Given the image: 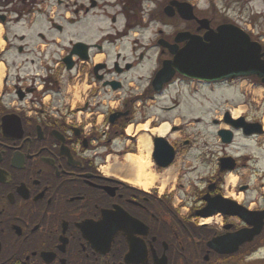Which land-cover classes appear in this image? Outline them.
I'll use <instances>...</instances> for the list:
<instances>
[{
    "label": "flooded vegetation",
    "instance_id": "af4514ba",
    "mask_svg": "<svg viewBox=\"0 0 264 264\" xmlns=\"http://www.w3.org/2000/svg\"><path fill=\"white\" fill-rule=\"evenodd\" d=\"M187 4L223 22L195 0H0V95H88L67 117L0 100V264H264V114L221 101L233 81L155 83L206 32ZM144 135L152 187L101 170Z\"/></svg>",
    "mask_w": 264,
    "mask_h": 264
},
{
    "label": "water",
    "instance_id": "95a60500",
    "mask_svg": "<svg viewBox=\"0 0 264 264\" xmlns=\"http://www.w3.org/2000/svg\"><path fill=\"white\" fill-rule=\"evenodd\" d=\"M184 40L189 41L182 50L171 48L176 56L163 69V73H168L167 78L179 70L197 79L222 80L257 75L264 82L263 47L238 26L224 24L217 31H208L204 37L181 34L177 38V42ZM129 221L132 225L137 224ZM261 228L262 223L255 226L250 236L259 233Z\"/></svg>",
    "mask_w": 264,
    "mask_h": 264
},
{
    "label": "rangeland",
    "instance_id": "374dc122",
    "mask_svg": "<svg viewBox=\"0 0 264 264\" xmlns=\"http://www.w3.org/2000/svg\"><path fill=\"white\" fill-rule=\"evenodd\" d=\"M210 0H199V4L201 7H205L209 5ZM215 3L218 9H221L223 13H226V16L230 18L231 21H235L240 26L245 28H252L256 33L254 34V38L262 43H264V0H211ZM258 33V34H257ZM244 82V83H243ZM237 93L231 90L230 87H235ZM234 86H224L223 93L220 98L221 101L227 100L228 98H232L233 100L237 99V103L240 102L244 106L247 104L253 110H259L264 114V86L256 81L254 84L249 81H241L237 82ZM246 86L245 90L242 88ZM253 86V87H252ZM240 92L243 94L241 95ZM74 97V104L80 105L81 102L85 101V95H69V99L72 100ZM247 96V100H246ZM10 101L14 100L13 95L7 96ZM118 97H122V95H114L113 99H117ZM57 97L53 100V105H55L56 101L58 102ZM50 98L47 99V101ZM64 101V99H62ZM230 105V103H227ZM252 105V106H251ZM247 106V108H248ZM245 107V106H244ZM62 109H68L70 111L71 105H67L66 103L62 104ZM66 111V110H64ZM122 148H117L119 150ZM133 184V183H132Z\"/></svg>",
    "mask_w": 264,
    "mask_h": 264
},
{
    "label": "bare ground",
    "instance_id": "6f19581e",
    "mask_svg": "<svg viewBox=\"0 0 264 264\" xmlns=\"http://www.w3.org/2000/svg\"><path fill=\"white\" fill-rule=\"evenodd\" d=\"M242 111H235V114L238 116L241 114ZM147 128L148 126H144ZM146 135L142 136V146L148 148V151L150 150L149 145L147 144L146 138H144ZM149 156L146 157H140L135 156L132 154H128L125 157V163L122 165L117 162L116 167L117 171L121 170L122 168L127 169L128 172H130L129 175H124L123 179L128 180L129 182H132L136 184L137 186H141L145 189L150 187L153 182V175L151 172H148L147 169H149L150 162L148 161ZM105 171L109 170L106 168ZM233 181L235 182L234 178Z\"/></svg>",
    "mask_w": 264,
    "mask_h": 264
},
{
    "label": "trees",
    "instance_id": "16d2710c",
    "mask_svg": "<svg viewBox=\"0 0 264 264\" xmlns=\"http://www.w3.org/2000/svg\"><path fill=\"white\" fill-rule=\"evenodd\" d=\"M255 79V77H253Z\"/></svg>",
    "mask_w": 264,
    "mask_h": 264
}]
</instances>
